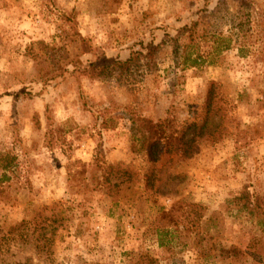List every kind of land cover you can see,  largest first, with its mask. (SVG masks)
<instances>
[{"label": "rangeland", "instance_id": "obj_1", "mask_svg": "<svg viewBox=\"0 0 264 264\" xmlns=\"http://www.w3.org/2000/svg\"><path fill=\"white\" fill-rule=\"evenodd\" d=\"M0 154V264H264V0H0Z\"/></svg>", "mask_w": 264, "mask_h": 264}, {"label": "trees", "instance_id": "obj_2", "mask_svg": "<svg viewBox=\"0 0 264 264\" xmlns=\"http://www.w3.org/2000/svg\"><path fill=\"white\" fill-rule=\"evenodd\" d=\"M131 58V57H130ZM128 58L124 62H118L117 64L126 68L127 64L130 63L131 59ZM199 56L195 58V64L199 61ZM108 66L97 67V65H88L82 68L74 67V72L80 75H86L92 77L96 75L97 71H100V76L104 69ZM94 73V74H93ZM208 97L206 98L207 112L211 107V95L213 94L212 89L207 92ZM100 118H98L99 120ZM112 120L105 119L102 121L103 124L107 125L112 123ZM101 123V124H102ZM187 132L178 131L175 127L169 125L159 124L154 122L152 119L145 117H132L129 123V144L134 152L143 153L152 164L156 163L160 156L170 155L173 153L182 152L185 145ZM99 165L98 162H96ZM0 165L4 171H12L13 163L12 160L6 156L0 154ZM97 171V170H96ZM97 173V172H96ZM152 168L148 167L145 174V188L151 187ZM98 182L96 188H99ZM230 202L236 206L239 210H244L251 217H255L259 226L264 225V211L262 206L264 198L251 194L249 190L244 187L241 193L234 196ZM41 242V240H40Z\"/></svg>", "mask_w": 264, "mask_h": 264}]
</instances>
